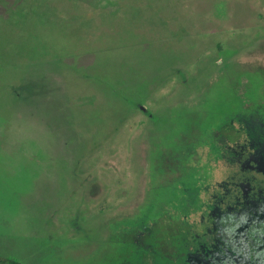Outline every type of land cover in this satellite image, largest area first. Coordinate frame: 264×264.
I'll list each match as a JSON object with an SVG mask.
<instances>
[{
    "label": "rangeland",
    "instance_id": "rangeland-1",
    "mask_svg": "<svg viewBox=\"0 0 264 264\" xmlns=\"http://www.w3.org/2000/svg\"><path fill=\"white\" fill-rule=\"evenodd\" d=\"M7 1L0 23L31 10L35 30L16 62L0 60V255L163 256L169 220L155 214L182 160L205 159L206 136L234 118L264 128V0ZM149 208L153 236L126 232Z\"/></svg>",
    "mask_w": 264,
    "mask_h": 264
},
{
    "label": "flooded vegetation",
    "instance_id": "flooded-vegetation-1",
    "mask_svg": "<svg viewBox=\"0 0 264 264\" xmlns=\"http://www.w3.org/2000/svg\"><path fill=\"white\" fill-rule=\"evenodd\" d=\"M234 119L225 127L227 134L206 136L211 141L205 159L191 161L188 155L179 164L165 208L155 214L169 220L157 236L164 241V255L148 245L138 255L146 258L143 264H156L154 258L263 264L264 128L239 119L235 127ZM151 211L128 223L126 232L136 230L141 239L153 236Z\"/></svg>",
    "mask_w": 264,
    "mask_h": 264
},
{
    "label": "trees",
    "instance_id": "trees-1",
    "mask_svg": "<svg viewBox=\"0 0 264 264\" xmlns=\"http://www.w3.org/2000/svg\"><path fill=\"white\" fill-rule=\"evenodd\" d=\"M29 1V0H25ZM24 0H15V3L18 4V7L25 9L27 2ZM12 5V3H11ZM10 12L8 9V1L0 0V15L7 14ZM32 12L31 10L26 11V18L22 24H17L15 22L7 21L6 23H0V60L2 64H8L9 58L11 62H16L14 59V53L24 51L27 47V43L31 41L33 31L35 30V23L30 18ZM8 27H16L19 31H16L15 36L9 37L7 34ZM21 40L22 42L18 41ZM25 44V45H24ZM8 49H13L10 53ZM29 49V48H27ZM5 66V65H4ZM2 68H0L1 70ZM0 264H22L21 262L14 260L10 257L0 255Z\"/></svg>",
    "mask_w": 264,
    "mask_h": 264
}]
</instances>
